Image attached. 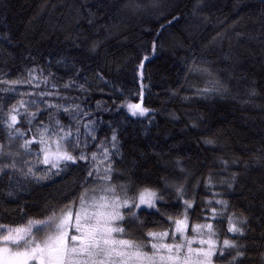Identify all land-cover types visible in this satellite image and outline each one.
<instances>
[{"label":"trees","instance_id":"16d2710c","mask_svg":"<svg viewBox=\"0 0 264 264\" xmlns=\"http://www.w3.org/2000/svg\"><path fill=\"white\" fill-rule=\"evenodd\" d=\"M152 3L153 0H0V81L27 80L29 72L41 81H48L39 87L36 81L31 86L22 83L15 92L0 91V101L11 104L27 100V95L20 94L49 92L52 85L60 90V96L77 97L74 102L49 99L47 103L62 107L79 104L97 121L96 135L101 140L110 137L112 129L118 130L120 155L115 161V171L124 178L116 176L113 184L129 183L126 178H131L136 189L146 185L162 189L165 180L177 174L176 161L181 160L191 173L189 191L199 182L198 206L189 213V229L193 224L207 222L199 219L204 215L200 201L211 197L213 191L225 190L220 186L205 188V178L212 174L219 185L221 180L237 174L238 181L231 194L223 198L231 203L229 211L248 217L245 235L227 233L226 218L222 223H213L220 232L221 244L227 238L248 246L244 264H261L264 0H159V8L152 7ZM90 19H94L91 24ZM162 25L165 27L161 32ZM158 32L162 47L152 55L151 42ZM93 42L101 45L96 53L90 51ZM144 55L151 59L145 63L143 105L151 111L145 117H132L125 108L118 110L117 105L125 99L141 102L138 96L141 81L133 69ZM73 64L82 69L79 78L74 76ZM193 71L206 80L207 91L189 96L182 89ZM98 73L109 83L99 80ZM73 79L87 91L64 90V85ZM6 87L0 84V88ZM253 89L256 95H251ZM38 110L40 114L31 128L23 121L19 125L26 138L36 134L41 121L48 124L50 115L66 126L70 123L62 111H45L43 104L29 108L31 112ZM78 121L88 122L84 117ZM76 123L71 122L73 132ZM55 138L52 136L51 140ZM205 139L213 140L214 145L205 144ZM7 142L0 128V144L5 145V150L21 152L22 141L13 142L10 149ZM66 147L71 151L67 144ZM39 148L34 144L32 155L21 152V156L22 160L37 165L38 175H44L47 170L37 164L35 155ZM222 161H227L229 167L225 168ZM82 167V164L66 167L59 176L39 183L24 182L12 198L0 191V223L24 225L29 218L45 219L38 213L48 205L55 206L57 213L73 200L77 205L84 191L83 187H77ZM7 183V177L0 178V190L6 191ZM134 193L135 189L128 194ZM176 201L174 192L166 193L162 211L174 215L168 205ZM179 211L183 212L182 206ZM139 215L141 220L160 221L159 216H149L147 211ZM124 227L132 230L128 225ZM169 227L166 223L163 227L148 223L143 233ZM216 264L227 262L217 260Z\"/></svg>","mask_w":264,"mask_h":264},{"label":"snow or ice","instance_id":"6c2138e0","mask_svg":"<svg viewBox=\"0 0 264 264\" xmlns=\"http://www.w3.org/2000/svg\"><path fill=\"white\" fill-rule=\"evenodd\" d=\"M152 7H161L159 0H153ZM176 19L178 17H173V20ZM93 22L94 19L89 20L90 24ZM164 27L161 26V32ZM161 32H158L157 38L151 42L152 55L156 54L158 47H162V43H159ZM100 46L99 42H93L90 51L96 53ZM150 59L149 55H144L133 69L141 81L138 92L141 102L133 103L125 99L117 105L118 110L125 108L132 117H145L151 111L143 105L145 63ZM73 69L74 76L79 78L82 69L75 68V64ZM97 78L105 84L109 83L104 80L102 74L98 73ZM33 81H36V87L41 83H48L47 80L41 81L29 72L27 80L0 81V84L7 86L0 88V91L15 92L17 85L23 83L31 86ZM85 83H88L87 78ZM51 87L52 91L49 92L21 93V96L27 95V100L21 99L11 104L7 100L0 101V128L7 137L8 148H11L13 142L20 140L22 143L19 148L23 155H32V146L39 145V151L35 153L38 157L37 164L47 170L44 175H38L37 165L22 160L21 152L6 151L5 145L0 144V161L10 160L9 163H0V178L7 177L8 181L6 191H0L12 198L23 188L24 182L35 180L39 183L48 180L52 176H59L64 168L77 164L83 165V175L79 178L77 187H83L84 191L78 198L79 207L73 200L57 213L55 206L48 205L38 213L40 216H46L45 219L29 218L24 225L0 223V264H216L217 260H226L227 264H244L248 246L227 238L223 239L221 244L220 232L213 223H222L226 218L227 233L240 237L245 235L250 223L248 217L243 213L230 212L231 203L223 198L231 194L234 184L238 181L237 174H232L230 179L221 180L219 185L214 182L212 174L205 178V188L220 186L225 190L213 191L212 199L200 201L204 215L199 219L207 222L191 225L192 235L189 236V213L198 206L196 197L199 182L189 191L188 178L191 173L182 166V161H176L177 174L166 179L162 189L147 185L136 189L131 178H126L129 183L113 184L116 176L124 178L122 173L115 171V161L120 155L118 130L112 129L110 137L99 139L96 135L97 121L92 120V114L82 109L79 104L72 103L69 107H62L59 104L47 103L49 99L73 102L78 99L60 96V90L55 85ZM71 89H78L81 93L87 91L84 85L77 84L75 79L64 85V90ZM121 95L124 93L121 92ZM251 95H256L255 89ZM37 104H43L45 111H62L68 116L69 125L62 124L58 119L54 120L50 115L48 124L41 121L36 134L26 138V132L19 125L23 121L31 128L40 113L39 110L31 112L29 108ZM99 107L100 104L97 103V108ZM79 117L86 118L88 122L81 124ZM73 120L77 121L75 132L71 129ZM52 136L57 139L52 141ZM203 142L207 145L215 143L211 139H205ZM53 143L55 150L52 149ZM64 144H67L71 151L64 149ZM93 147L95 151H90ZM41 157L42 159H39ZM222 163L225 168L229 167L227 161ZM90 183L93 186L86 187ZM133 189L135 193L130 196L128 193ZM172 192L175 193L177 201L168 205L174 210V215H168L162 211V207L165 205V194ZM64 199L67 200L68 197L65 196ZM181 206L183 212L179 211ZM145 211L149 216H159L160 221L141 220L139 214ZM49 212L51 214L46 215ZM148 223L160 227L166 223L170 227L162 231L149 230L144 234L143 228ZM124 225L130 226L132 230H127ZM34 231H43V234L37 236ZM169 238L171 243L166 242ZM228 256H231V259H227ZM261 264H264V256L261 257Z\"/></svg>","mask_w":264,"mask_h":264},{"label":"rangeland","instance_id":"374dc122","mask_svg":"<svg viewBox=\"0 0 264 264\" xmlns=\"http://www.w3.org/2000/svg\"><path fill=\"white\" fill-rule=\"evenodd\" d=\"M206 89H207L206 80L202 77L201 73L196 74V72L193 71L188 76L187 81L185 82V84L183 86L182 92L185 94H188L189 96H192V95L202 94V93H204V91H207ZM173 114H174L173 115V117H174L176 114L175 113H173ZM56 139H57V137L55 139H53L52 141H55ZM63 147H64V149L68 150L66 147V144H64ZM52 149L55 150L54 143L52 145ZM90 195H91V193H90ZM210 198H212V196L209 198L207 197L205 199H210ZM213 206H215V205H213ZM77 207H79V202L77 203ZM226 222H227V219H226ZM203 223H206V222H203ZM42 234H43V231H41V232H35L34 231V235L39 236ZM188 235L189 236L192 235L191 228L188 231ZM166 242L171 243L172 241L169 238Z\"/></svg>","mask_w":264,"mask_h":264}]
</instances>
